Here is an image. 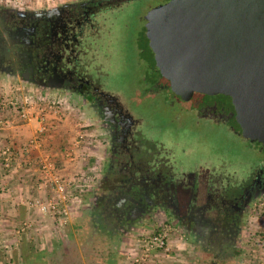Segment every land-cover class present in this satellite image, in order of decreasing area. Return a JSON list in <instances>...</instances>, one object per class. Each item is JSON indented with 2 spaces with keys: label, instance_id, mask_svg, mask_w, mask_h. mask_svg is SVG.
<instances>
[{
  "label": "flooded vegetation",
  "instance_id": "flooded-vegetation-1",
  "mask_svg": "<svg viewBox=\"0 0 264 264\" xmlns=\"http://www.w3.org/2000/svg\"><path fill=\"white\" fill-rule=\"evenodd\" d=\"M145 1L69 0L36 11L0 7V79L66 98L98 132L103 163L85 210L96 243L112 250L141 227L163 222L199 259L228 261L240 251L250 213L264 199V146L242 137L229 97L184 100L140 58L137 37L156 7L145 8ZM138 4L135 18L130 12ZM125 14L139 22L134 86L149 108L146 115L106 86L117 71L119 46L127 45L115 35L129 29ZM159 108L167 114L164 130L149 118ZM205 128L258 159L242 162L240 171L219 156L210 158L201 141L184 146L177 140V130L188 129L203 140Z\"/></svg>",
  "mask_w": 264,
  "mask_h": 264
},
{
  "label": "rangeland",
  "instance_id": "rangeland-1",
  "mask_svg": "<svg viewBox=\"0 0 264 264\" xmlns=\"http://www.w3.org/2000/svg\"><path fill=\"white\" fill-rule=\"evenodd\" d=\"M65 1L69 0H0V7L36 11ZM165 1L146 0L143 5L146 8ZM141 8V4L136 5L130 14L136 18ZM133 17L127 14L121 17L129 24L128 31L115 30L116 38L123 36L127 45L119 46L120 54L115 58L113 67L117 71L112 73L106 86L125 100H130L134 109L142 110L146 115L149 108L137 96L134 86L137 68L133 63V37L139 22L135 24ZM0 97L17 98L15 107L19 111L33 108L43 113L49 112L48 116H55L52 119L55 123L48 130L51 150L46 154V162L41 164L40 171L44 172L43 165H50L49 171L53 174L51 177L62 182L65 200L58 202V210L60 213H67L62 216L59 213L42 214L33 211V215L17 224L18 234L15 233L16 229L12 230L7 242L1 243L0 264H133L132 259L142 251L141 242L161 230L166 234L168 252L152 253L143 264H264V199L257 201L255 210L250 213L240 251L228 261L199 259L186 247L182 235L163 222L141 227L122 243L113 245L112 250L99 245L96 238L89 234V221L85 212L103 163L104 147L100 144L98 132L66 98L64 102L57 94H45L44 91L20 83L0 79ZM3 103L6 104L4 101ZM157 112L154 117L149 116L148 112L147 114L164 130L167 128L164 126L167 114L160 108ZM204 131L203 140H199L189 129L177 130V140L184 146H188L192 140L201 141L210 158L219 156L218 158L240 168V171L244 169L242 162L259 157L247 153L243 145L225 134L211 128H205ZM46 132L47 130H43L44 134ZM47 186L41 191L42 197L38 200H48L53 196L50 184ZM17 236L19 239H16Z\"/></svg>",
  "mask_w": 264,
  "mask_h": 264
},
{
  "label": "water",
  "instance_id": "water-1",
  "mask_svg": "<svg viewBox=\"0 0 264 264\" xmlns=\"http://www.w3.org/2000/svg\"><path fill=\"white\" fill-rule=\"evenodd\" d=\"M136 45L174 95L229 97L242 137L264 146V0H167Z\"/></svg>",
  "mask_w": 264,
  "mask_h": 264
},
{
  "label": "crops",
  "instance_id": "crops-1",
  "mask_svg": "<svg viewBox=\"0 0 264 264\" xmlns=\"http://www.w3.org/2000/svg\"><path fill=\"white\" fill-rule=\"evenodd\" d=\"M15 105L17 98L0 97V149L9 147L15 154L9 169L2 168L0 159V245L3 241L7 242L12 230L16 229L15 233L18 234L17 224L37 211L34 202L42 194L36 187L43 176H53L49 170L44 175L40 167L51 150L48 130L55 123L52 120L55 116H48L49 112L43 113L33 108L19 111ZM41 128L47 130L46 134L38 132ZM35 137L40 144L30 147L29 141ZM47 167L50 169V165Z\"/></svg>",
  "mask_w": 264,
  "mask_h": 264
},
{
  "label": "built area",
  "instance_id": "built-area-1",
  "mask_svg": "<svg viewBox=\"0 0 264 264\" xmlns=\"http://www.w3.org/2000/svg\"><path fill=\"white\" fill-rule=\"evenodd\" d=\"M42 121L44 119L42 118ZM39 133H43V129L41 128ZM29 146L34 147L40 144V140L38 138H33L29 141ZM15 154L9 147H2L0 149V159H1V166L3 169H9L11 164L13 163ZM49 165H43L42 170H44V175H46V171L49 170L47 167ZM50 184L53 196L50 199H46L43 201L36 200L34 203L35 208L42 214H56L59 213L62 216H66L67 213L62 211L61 213L58 210V202L65 200V196L63 194L64 186L59 179L55 177H48L43 176L42 180H40L38 186L36 187L39 192L43 189H46ZM142 251L139 256L134 257L132 259L133 264H143L148 258L151 256L152 253L157 252H168L167 242H166V234L163 230L157 231L155 234H152L147 239L143 240L142 242Z\"/></svg>",
  "mask_w": 264,
  "mask_h": 264
}]
</instances>
